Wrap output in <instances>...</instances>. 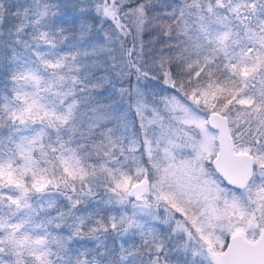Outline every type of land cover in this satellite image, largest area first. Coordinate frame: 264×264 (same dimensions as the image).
Wrapping results in <instances>:
<instances>
[{
    "label": "snow or ice",
    "instance_id": "6c2138e0",
    "mask_svg": "<svg viewBox=\"0 0 264 264\" xmlns=\"http://www.w3.org/2000/svg\"><path fill=\"white\" fill-rule=\"evenodd\" d=\"M0 264H264V0H0Z\"/></svg>",
    "mask_w": 264,
    "mask_h": 264
},
{
    "label": "trees",
    "instance_id": "16d2710c",
    "mask_svg": "<svg viewBox=\"0 0 264 264\" xmlns=\"http://www.w3.org/2000/svg\"><path fill=\"white\" fill-rule=\"evenodd\" d=\"M55 2L65 3V2H67V0H55Z\"/></svg>",
    "mask_w": 264,
    "mask_h": 264
}]
</instances>
